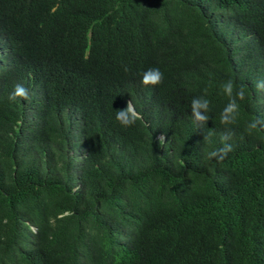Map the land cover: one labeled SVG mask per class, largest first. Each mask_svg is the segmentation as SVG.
Wrapping results in <instances>:
<instances>
[{
  "label": "trees",
  "instance_id": "1",
  "mask_svg": "<svg viewBox=\"0 0 264 264\" xmlns=\"http://www.w3.org/2000/svg\"><path fill=\"white\" fill-rule=\"evenodd\" d=\"M261 79L264 0H0V264H264Z\"/></svg>",
  "mask_w": 264,
  "mask_h": 264
},
{
  "label": "clouds",
  "instance_id": "2",
  "mask_svg": "<svg viewBox=\"0 0 264 264\" xmlns=\"http://www.w3.org/2000/svg\"><path fill=\"white\" fill-rule=\"evenodd\" d=\"M125 71H128V69L125 68ZM141 75V84L144 86H156L163 80V73L159 68H148ZM255 87L259 91H264V79L258 80ZM220 88L223 94L228 97V103L220 114L221 123L227 126L235 123L236 121L239 111L238 100H243L245 98V86H237L234 84L233 80L229 79L222 82ZM204 93V96L196 97L191 102L192 118L198 126H203L209 119L207 113L210 110V102L205 98L207 89L204 90ZM18 98H22L24 100L29 99L28 89L20 83L14 85L13 90L8 95V100L11 102L17 101ZM77 116L78 115L74 113V117ZM141 118V114L136 111L135 105L133 104L132 100L127 102V105L124 109L115 111L116 121L125 128L133 126ZM262 124H264V120H261L258 117L253 118L252 121L247 124L246 131L251 132ZM213 134V131L209 129L207 135L204 136V140L208 141ZM232 136L233 133L230 130H226L225 132L221 133L220 140L222 146L218 149L207 152L206 159H215L217 163H221L227 157L228 153L233 150V146L228 143V141L231 140Z\"/></svg>",
  "mask_w": 264,
  "mask_h": 264
}]
</instances>
